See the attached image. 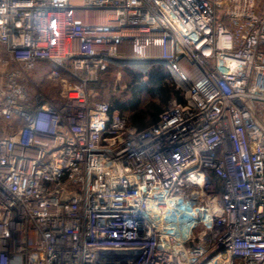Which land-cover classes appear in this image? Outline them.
I'll return each instance as SVG.
<instances>
[{"label":"built area","instance_id":"obj_1","mask_svg":"<svg viewBox=\"0 0 264 264\" xmlns=\"http://www.w3.org/2000/svg\"><path fill=\"white\" fill-rule=\"evenodd\" d=\"M144 62L139 128L87 84ZM263 109L264 0H0V264H264Z\"/></svg>","mask_w":264,"mask_h":264},{"label":"rangeland","instance_id":"obj_2","mask_svg":"<svg viewBox=\"0 0 264 264\" xmlns=\"http://www.w3.org/2000/svg\"><path fill=\"white\" fill-rule=\"evenodd\" d=\"M159 64L152 65L146 71H142L141 67L134 68L129 65L124 66H111L108 70L101 73L98 77V80L90 81L87 84V89L89 91L93 90L92 93L96 95V98L99 100L107 101L111 105H116L117 103L128 102L131 97L137 92L138 100L144 105H161V96L157 91H150L154 89L155 85L150 82V76L152 73L168 72L167 68L164 67L161 69ZM141 68V69H140ZM39 80L42 79L38 74H34ZM140 77L141 83L137 84L134 81V78ZM145 84V86H144ZM175 84V83H174ZM176 86V84H175ZM147 87L148 91H145L143 88ZM155 92V93H154ZM178 98V95L174 94L171 99L165 104H162V109H165L169 106L170 102ZM140 106V107H141ZM133 109H126L124 116H132ZM262 117L264 118V109L262 110Z\"/></svg>","mask_w":264,"mask_h":264},{"label":"trees","instance_id":"obj_3","mask_svg":"<svg viewBox=\"0 0 264 264\" xmlns=\"http://www.w3.org/2000/svg\"><path fill=\"white\" fill-rule=\"evenodd\" d=\"M161 66V65H160ZM164 67H161L163 69ZM150 82L155 85L154 89H150V91H157L161 96V105L165 104L173 97L174 94L178 95V98H182V93L179 89L176 88L173 79L170 74L166 71H161L160 73L154 72L151 74ZM134 81L139 84L141 83L140 77L134 78ZM145 86V84H144ZM145 91H148L147 87L143 88ZM155 93V92H154ZM138 100L137 92L131 97L130 101L117 103L115 106L112 105V110H118L122 115L126 111V109H133L132 116H129V120L137 125L139 128H146L159 119V114L164 110L161 105H142ZM141 106V107H140Z\"/></svg>","mask_w":264,"mask_h":264},{"label":"bare ground","instance_id":"obj_4","mask_svg":"<svg viewBox=\"0 0 264 264\" xmlns=\"http://www.w3.org/2000/svg\"><path fill=\"white\" fill-rule=\"evenodd\" d=\"M138 66L143 68V70H146L148 68L149 64L144 62L142 64H138Z\"/></svg>","mask_w":264,"mask_h":264}]
</instances>
